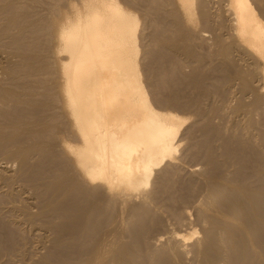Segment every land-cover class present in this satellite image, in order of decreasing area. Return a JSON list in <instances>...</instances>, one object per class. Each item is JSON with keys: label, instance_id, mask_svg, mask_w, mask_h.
<instances>
[{"label": "bare ground", "instance_id": "1", "mask_svg": "<svg viewBox=\"0 0 264 264\" xmlns=\"http://www.w3.org/2000/svg\"><path fill=\"white\" fill-rule=\"evenodd\" d=\"M213 1L142 0L140 3L144 4L145 10L141 6L142 11L139 8L141 13L137 15L129 9L135 8L130 6L133 0H0V263L3 258L6 259L5 264H17L18 259L23 263L28 251L25 246L32 239L46 240L49 250L47 254L44 252L46 255L39 262L29 264H264V168L260 169L264 165V157L252 152L257 147L254 144L261 147L264 144V130L254 141V137L249 135V128L253 126L250 120H247L242 136L233 135L226 140L227 144L224 143V149L219 147L223 149L222 154L215 151V155V147L205 144L204 163L210 166V170L218 171L225 163L234 165L235 170L227 174V180L223 179L230 185L214 181L211 177L207 186L211 195L221 203L209 199L210 196L207 198L211 202L205 201L209 202L211 213H207L205 202L206 211L200 206L195 209L196 220L200 222L198 227L207 224L202 235L192 227L186 228L190 224L182 215V219L185 217V224L181 221L182 226L177 220L180 226L175 223V230V227L173 230L167 227L171 231L166 230L163 235L157 232L158 236L147 238L148 225L152 230L157 223L154 218L158 215L157 212H154L156 215L153 213L155 217L150 214L154 211L151 203H157L161 192L169 195L168 190L173 187L169 177L172 178L175 171L171 166L175 165L176 156L182 153L178 151L184 149L181 145L182 149L178 150L180 144L177 141L183 124L171 110H183L188 99L191 103V98L197 100L201 95H191L186 99L189 94L185 96L184 93L190 89L188 86L183 94L180 92L179 89H186L185 85L197 83L187 74L176 71L181 66L173 68L179 76L173 74L172 69L169 74L176 77L174 81L178 79L176 81L180 82L181 78L184 87L173 82L174 77L167 74L166 69L165 72L163 69L150 72V78L143 79L141 63L150 50V44L143 42V31L140 32V28L145 26L142 23L144 17L150 12H156L154 15L162 12L164 15H161H167L172 21L168 24L173 29L174 25L178 27L174 33L181 29L186 31L184 37L181 32L176 33L183 38L179 35L172 38V28H165L163 34L156 28L163 35L157 38L155 29L161 59V55L171 49L188 57L197 47V43L195 46L193 42L191 44L192 37L190 43L186 42L190 35L194 33L193 38L197 35L201 41L203 31H197L195 20L199 10L201 23L205 24L202 26H207L206 29L212 30L211 34L215 36L212 39L218 48L217 58L224 68L220 72L222 81L228 84L235 82L241 99L233 106V111L246 109L248 101H244L245 105L242 100L248 96L252 99L248 113L252 109L260 110L264 120V0H228L222 8L211 7ZM70 3L76 4L73 5L77 7L75 16L66 26L61 25L56 33L55 19L63 9L66 13L72 11ZM158 19L152 21L150 17L151 22ZM153 24L149 22L150 26ZM187 31L191 33L189 36ZM204 32H207L206 36L209 34ZM168 37L172 38L170 43ZM181 38L186 41H181ZM210 55L206 56L211 58ZM173 58L174 62L176 58ZM210 60L212 62V58ZM200 62L198 59L199 65ZM157 64L153 63L151 71ZM168 76L173 77L172 80ZM164 77L167 80H161ZM150 82L154 84L153 91ZM198 85L202 86L201 83ZM196 86L192 89L195 90ZM201 86L199 89L197 86L199 91ZM227 87L221 96L225 97ZM152 93L159 95L158 101ZM209 93L213 92L207 91V97ZM190 103L185 105V110ZM158 104L166 108L163 111L170 109L171 113L169 110L165 113L158 111ZM196 104L195 101L189 107ZM210 111L206 112L208 126L212 125L211 116L217 115V108ZM214 128L212 125L209 130L220 132L219 127ZM237 142H242V146L232 144ZM179 157L183 159V156ZM245 162H250L251 166ZM190 189L187 195L192 191ZM187 195L184 194L185 197ZM201 198L203 196L200 195ZM184 199L180 203H184ZM159 201L156 206L161 204ZM160 206L157 207L162 214ZM149 214L152 220L148 225L139 223L135 229L129 230V224L143 222ZM227 219H234L235 223ZM162 227L166 229V226ZM37 245L34 246L37 248Z\"/></svg>", "mask_w": 264, "mask_h": 264}, {"label": "rangeland", "instance_id": "2", "mask_svg": "<svg viewBox=\"0 0 264 264\" xmlns=\"http://www.w3.org/2000/svg\"><path fill=\"white\" fill-rule=\"evenodd\" d=\"M134 2H131L130 3V6H134L135 8H129L131 11H133V12H135V14H137V15H139L141 12H140V7L142 6V8H143V10H145L144 9V4H142L141 5V3L140 2H142V0H139V1H137V0H133ZM221 1V2H220ZM227 1L228 0H215V1H213L214 2V4L211 6V7H223L224 5H226L227 4ZM138 2V4H136ZM220 2V3H219ZM252 2V1H251ZM140 3V4H139ZM144 3V2H143ZM218 5H217V4ZM222 3V4H221ZM224 4V5H223ZM73 5H76L75 3H70V7H71V9H72V11L70 12V13H66V10H62V12H60V15L55 19V22H54V27H55V29H56V33H57V30L58 29H60V27H61V25H64V26H66L67 25V22L68 21H70L71 19H73L74 18V16H75V13H76V11H77V7H73ZM155 6V5H154ZM138 8V9H137ZM140 8V9H139ZM197 9H199V7L197 6L196 7ZM196 9V10H197ZM209 9V8H208ZM136 10H138V11H136ZM141 11H142V9H141ZM197 12V13H196ZM195 13H196V15H195V20L197 21L196 22V24H197V31L198 32H202L201 33V35L204 37V36H206V33L207 32H204V31H208V35L206 36V37H201V35H200V38H201V41L199 40V38H198V40L196 41V36H194V38H193V34H191V33H189L188 34V31H187V35L189 36L190 34V37L187 39V41H186V39L185 40H183L182 38L184 37L183 35H185L186 34V31L185 30H180L179 32H176V33H180V34H182V36L180 35V34H177V36L180 38V36L182 37L181 38V41L183 40V41H186V42H188V43H190V40H191V44H192V42H193V44L195 43H197L196 45H197V47H194V49L192 50V51H194V54H192L191 56H192V58H194L195 60H192V58H191V56H188V57H184V56H182L181 55V53L179 54V52H176V51H172V49L169 51H165V53L168 55V58H167V55L166 54H163V55H161V57H162V59L160 58V53L158 52L159 51V47H160V45L158 44V39H156V37L157 36H160L161 38L163 37V35L161 36L160 34H159V29L160 30H162V31H160L162 34H163V32H165L164 31V29L165 28H167V29H170L171 30V28L173 29V26L171 27L170 26V24H171V22L172 21H170V20H168V19H170L167 15H166V17L165 16H163L164 15V13H157L158 15H154V13H156V12H152V14H150L149 12H147V13H149V16L151 17V20L152 21H154L155 19H158V21L160 22H158V21H156V22H151V20H150V17L149 16H146V17H144V19H143V22H142V20H141V22L145 25L144 26V29L142 28H140V32L141 31H143V32H141V34H143V42H144V44H145V42H146V44L145 45H149L150 44V46H148V49H150V50H152L151 52H150V50H148V54H146V56L144 55V57L146 58V59H143V61H142V63H141V69H142V71H143V79L144 80H146L147 78H150V72H152L153 73V71H156L157 69H159V70H161V71H163L164 69H166V71L168 72L167 74H169V72H172V71H169V70H173V74L175 73V69L177 68V67H185L184 69H182L181 67H180V71L178 70V69H176V71H178L179 73L181 72L183 75H185V74H187L186 76H188L190 79H192V81H196L197 83H194V85H192L191 83H189L188 85H185V83L183 84V83H181L182 82V80H181V78H179V81L180 82H177L178 81V79H176L175 81H174V79L176 78V77H174L173 75H170V74H172V73H170L169 75L170 76H173V77H170V76H168L169 77V79L170 80H172L171 78H173V82H175L176 84H181V86H183L184 87V85L186 86V89H184V88H182V91H181V89H179L180 90V92L182 93L184 90H187V86H188V88H190V89H188L187 90V92L185 91V96H186V93L187 94H189V95H187V97H186V99L188 98V97H192L193 95L196 97V96H198L199 97V95H201L199 98H196L197 100H195L194 98V100H192V98L190 99L191 100V103H190V101H189V99L187 100L188 102H186V100H185V97L182 95L181 97L182 98H184V100H185V102H186V104L187 103H190V104H188V107H189V105H194L195 104V101H196V103H198V104H196L195 106H190L189 107V109H188V107L186 108V110H185V105L183 106L184 107V109L182 110H178V109H176V111H174L173 109L171 110L172 111V113L174 114V115H176L177 117H179L180 119H181V122H182V130H180L179 132V134H178V137H177V141H178V143L180 144L179 146H180V148H178V150H180V149H182V147H181V145L182 146H184L183 148L184 149H182L183 151H178V152H182V153H180L181 155H177L176 156V162L174 163L177 167H175V168H173V166H175V165H173V166H171L172 167V171H176L177 173H175V171L174 172H172V173H174V174H172L171 172H170V174H172V178H170L169 177V179H171V182H170V185L171 186H173L172 187V191H173V188L175 187V189H174V191H173V194H171L172 192H171V190H168V193H169V195H167L166 193H163V195H162V192L160 193V197H159V199L157 200V203H158V201L160 200V201H162L161 202V204L159 203L158 205H161L162 207H164V209H165V206L167 207V209H163L161 206H160V210L162 211V214H165V212L167 213V211H168V214L166 215L165 214V216L164 215H162L161 213H159L160 211H158L159 210V208L156 206V204L157 203H154L155 201H153L152 203H151V208H152V210H154V211H151V215H153L154 217H155V215L158 213V215H156V217L157 216H164L163 217V219H165L164 221H163V219H161L162 218V216L159 218V217H153L154 219H155V221L157 222L156 223V225H154L155 227L151 230V228H150V224L148 225V223H149V221L150 220H152V217H150V214L147 216V218L145 217L144 219H143V222L141 223L140 221H136V222H134L133 224H129L128 225V227H129V230H133V229H135L137 226H139V223H140V225L141 224H146V225H148V228H149V230H151V231H149L148 230V236H147V238L149 239V238H152V237H154L155 235H159V234H157V232L158 233H160V235H163V233H165V232H167L169 229H171V230H173V228H174V230L177 228V226H180L179 224L181 223V226H182V222H184V218L185 217H187V221H185V222H187V224H190V225H187V227L186 228H189V227H192L194 230H196L197 232H199L198 234L199 235H202V229H204V227H205V229L207 228V224H203V225H200L199 227H198V225H199V221H197L198 219H197V215H196V210L198 209V206H200L199 208H201L202 210H204V211H206L207 210V213H211L210 212V206H209V202L208 201H210L211 202V200H208V198L207 197H210L209 199H213V200H216L217 202L219 201L220 203H221V200H219L218 198H214L212 195H211V190H210V188L208 187L209 186V182H210V179H211V177H212V180H214V181H216V180H218V181H221V182H223L225 185H230V183H229V181H224L223 179H225V177H227V174L228 173H230V172H232L233 171V169L235 170V167H234V165H228V164H226L225 163V166H223V167H221V169H218V171L217 170H210V166L208 167L207 165H205V163H204V155H205V151H206V149H205V147L209 144L210 146H213V148H214V152L216 151H219V152H217L218 154H222V151H223V149H224V146H225V144L224 143H226L227 144V142H226V140H228L229 139V137H231V136H233V135H236V136H242L243 135V128H245L246 126H247V120H250L251 121V123H252V127H250L249 129H250V131H249V135L250 136H252V137H254V141H255V137L256 136H258L259 135V132L261 131V130H264V125H262V121H264L263 119H262V114L260 113V110H255V109H252L253 111L252 112H250V113H248V110L249 109H251V106H250V104H251V101H252V99L250 98V97H245V100H242L243 101V103L245 104V102L244 101H248V102H246V104H248V105H246L247 106V110L246 109H243V110H240V111H233V106H235V104H236V102L237 101H239V100H241L240 99V97H239V95H237V91H236V86H235V82H234V84H232L233 83V81H231V82H229V84H228V82H224V80L222 81V77H221V73L223 72V66H221V63H220V61H218L219 59V57L217 58V53H218V48H217V46H216V44H215V40L214 39H212L213 37H215L214 35H213V33L211 34V32H212V30H207L206 28H207V26L204 28L203 26H202V24L203 25H205L203 22L201 23V19H200V17H199V10H197ZM147 13H146V15H147ZM161 14H163V15H161ZM151 15H153L154 17H152ZM148 17V18H147ZM154 19V20H153ZM161 19H162V21H161ZM166 19V21L167 22H164V20ZM148 20H150L149 22H150V24H153L154 25V28H152L153 27V25H149V22H148ZM147 21V22H146ZM158 22V23H157ZM162 22V23H161ZM170 22V24H168ZM200 22V23H199ZM141 23V24H142ZM147 23H148V25L152 28L151 29V31H149V26L147 25ZM157 25H156V24ZM165 23V27H163V24ZM143 24H142V26L141 27H143ZM170 26V28L169 27H167L168 25ZM172 25H173V23H172ZM147 26V27H146ZM156 26V27H155ZM160 26V27H159ZM200 26V27H199ZM175 27H177V26H175L174 25V29H173V31H171L172 32V38H174L173 36L175 35L176 36V33H174L176 30H178L177 28H175ZM158 30H157V29ZM163 28V29H162ZM201 28V29H200ZM146 29V30H145ZM148 29V30H147ZM155 29L158 31H155ZM180 29V28H179ZM145 30V31H144ZM153 30V31H152ZM145 32V33H144ZM152 34H151V33ZM154 32L156 33V37H155V34H154ZM182 32H184V33H182ZM196 34V33H195ZM210 35V36H209ZM144 36H146L145 38H144ZM148 36H151V38L150 37H148ZM176 36V37H177ZM154 37V38H153ZM165 37V36H164ZM186 37V36H185ZM192 37V38H191ZM147 38V39H146ZM152 38L154 39V44L156 43V46L153 44L152 45ZM157 38H159V37H157ZM167 37H165V39H166ZM172 38H169L168 37V42L170 43V41L169 40H171ZM191 38V39H190ZM190 39V40H189ZM193 39H195L194 41H196V42H194V41H192ZM210 40V41H209ZM200 41V42H199ZM223 41L226 43V41L223 39ZM211 42V43H210ZM148 43V44H147ZM201 43V44H200ZM192 44V45H193ZM195 44H194V46H195ZM206 44V45H205ZM209 44V45H208ZM210 44H211V46H210ZM159 45V46H158ZM188 45H190V44H188ZM203 47H202V46ZM154 46L156 47V48H154ZM191 46V45H190ZM193 47V46H192ZM192 47H190V48H192ZM199 47H201V48H199ZM196 48H197V50H196ZM203 48V49H202ZM156 49V50H155ZM198 49H200V50H198ZM212 49V50H211ZM214 49V50H213ZM211 50V51H210ZM190 51V50H189ZM192 51H191V53H192ZM204 51V52H203ZM207 51V52H206ZM168 52H172V53H168ZM202 52V54H200V53ZM211 52H213V53H211ZM154 53H156V54H154ZM177 54V56H178V59H177V56H176V54ZM151 54V55H150ZM153 54V55H152ZM200 54V55H199ZM205 56H204V55ZM211 54V55H210ZM156 55V56H155ZM175 55V56H174ZM204 56V58H203V56ZM211 56V58H212V62H211V58H209V57H207V56ZM212 55H214V57H212ZM152 56V58L150 59V57ZM166 56V57H165ZM171 56H172V58H171ZM143 57V58H144ZM156 57H158V58H156ZM164 57V58H163ZM173 57H175L178 61H176V59L174 60V62H173V60L172 59H174ZM191 59H190V58ZM154 58H156V59H154ZM171 58V59H170ZM181 58V59H180ZM185 58V60H183ZM186 58H189L190 59V61H189V59L187 60ZM203 58V59H202ZM198 59H199V61L201 60V62H200V65H199V63H198ZM208 59V60H207ZM217 59V60H216ZM146 60V61H145ZM161 60V61H160ZM163 60V61H162ZM168 60H171L170 62L168 61ZM182 60V61H181ZM150 61H151V63H150ZM158 61V62H157ZM181 61V62H180ZM195 61H197V62H195ZM155 62V64H157L156 66V69L154 70L153 69V67H152V71H151V66H153V63ZM157 62V63H156ZM169 62V63H168ZM182 62H184V63H182ZM192 62H194L195 64H192ZM202 62H203V64H202ZM161 63L163 64L162 66H161ZM178 63V65L176 66V64ZM181 63V64H180ZM188 63V64H187ZM198 63V64H197ZM216 63V64H215ZM245 64H246V62H244ZM144 64V65H143ZM164 64H166V65H164ZM187 65V66H186ZM198 67H197V66ZM247 65V64H246ZM172 68H171V67ZM220 66V67H219ZM164 67V68H163ZM166 67H170V68H166ZM216 67V68H215ZM173 68H175V69H173ZM222 68V69H221ZM163 69V70H162ZM145 70V71H144ZM219 70V71H218ZM222 70V71H221ZM185 71V72H184ZM217 71V72H216ZM148 72V73H147ZM164 72H165V70H164ZM187 72V73H186ZM196 74H195V73ZM214 72V73H213ZM221 72V73H220ZM177 73V72H176ZM175 73V75L176 76H179V75H177ZM178 73V74H179ZM188 73H192L191 75L190 74H188ZM213 73V74H212ZM220 73V74H219ZM190 75V76H189ZM192 75H193V78H192ZM196 75V76H195ZM218 76V77H217ZM167 77V76H166ZM166 77H164V78H161V80H163V79H166ZM197 77V78H196ZM195 78V79H194ZM199 78V79H198ZM168 79V80H169ZM149 80V79H148ZM156 80V79H155ZM167 80V79H166ZM198 80V81H197ZM213 80H214V82H213ZM221 80V81H220ZM157 81V80H156ZM158 81H160V78H158ZM165 81V80H164ZM200 81V82H199ZM226 81V80H225ZM151 84L150 85H152L153 86V89H152V87L150 86L149 88L150 89H152V91L154 90V84L152 83V82H150ZM199 83H201L202 84V86L201 85H198ZM227 83V84H226ZM183 84V85H182ZM195 84H197V86H198V89H199V86H201V88H200V91L197 89V86L195 85ZM224 86H223V85ZM158 85V84H157ZM191 85V86H190ZM190 86V87H189ZM195 87L196 86V88H195V90L194 89H192V87ZM212 86V87H211ZM226 86H228L227 87V93H226V95H225V97H227L226 98V100H225V97L224 96H221V95H223L222 94V91L224 90V88H226ZM229 86H230V88L231 89H234V90H231V89H229ZM193 87V88H194ZM148 88V90L149 91H151L150 89ZM214 88V89H213ZM192 89V90H191ZM205 89V90H204ZM207 89V90H206ZM218 89H219V91H218ZM211 91V92H213L212 94H210V95H208L209 97H207L206 95L207 94H205V93H207V91ZM151 91V92H152ZM205 93H204V92ZM216 91V92H215ZM231 93V94H229V92ZM233 91H234V93H233ZM236 91V92H235ZM162 92V93H161ZM180 92L178 93V94H180ZM190 92V93H189ZM196 92V93H195ZM160 93L161 94H163V95H166L165 94V91H162V90H160ZM182 93V94H183ZM192 93V94H191ZM215 93H217V94H215ZM153 94V93H152ZM155 94V93H154ZM153 94V96H154V99L156 100V101H158V99L157 98H160L159 97V95L157 96V94H155L154 95ZM160 94V95H161ZM204 94V95H203ZM219 94V95H218ZM228 94V95H227ZM181 95V94H180ZM192 95V96H191ZM217 95V96H216ZM156 96V97H155ZM162 96V95H161ZM193 96V97H194ZM206 96V97H205ZM216 96V97H215ZM238 96V97H237ZM222 97V98H221ZM234 97V99H232ZM236 97H237V99H236ZM181 98V99H182ZM203 98V99H202ZM224 98V99H223ZM231 98V99H230ZM248 98H249V100H248ZM202 99V100H201ZM230 99V100H229ZM244 99V98H243ZM183 100V99H182ZM218 100L221 102H218ZM234 100V101H233ZM236 100V101H235ZM192 101H193V103H192ZM211 101V102H210ZM225 101V102H224ZM184 102V101H183ZM184 102V103H185ZM230 102V103H229ZM211 103H213V105L215 106L214 108H213V105L211 104ZM202 104V105H201ZM159 105V104H158ZM155 106H157V103H156V105ZM161 106V107H160ZM197 106H199L198 108H197ZM210 106V107H209ZM250 106V107H249ZM158 107H160V108H158ZM158 107H156L157 108V110L158 111H160V112H163V113H165V112H167L168 110H169V112H170V109H168L167 111H163L164 109H166V108H163V106L162 105H159ZM193 107H195L197 110L200 108V110L199 111H197V110H194V108ZM208 107V108H207ZM249 107V108H248ZM162 108V109H161ZM202 108H204V109H202ZM210 108V109H209ZM215 108H217V112H216V116L213 114V116H211V122H212V125H213V127H215V128H218L219 129V133H215V132H211L209 129H212V125H210V126H208L207 125V113H210L211 111L210 110H214ZM229 108H231V110L229 109ZM191 110V111H190ZM204 110V111H203ZM175 113H174V112ZM180 111V112H179ZM194 111H197V113L195 112L194 113ZM201 111V112H200ZM203 111V112H202ZM210 111V112H209ZM255 111V112H254ZM168 112V113H169ZM189 112V113H188ZM201 114H200V113ZM207 112V113H206ZM236 112V113H235ZM258 112V113H257ZM171 113V112H170ZM231 113H233V114H231ZM246 113H247V115H246ZM253 113H254V115H253ZM195 114V115H194ZM198 114V115H197ZM221 114V115H220ZM225 114V115H224ZM260 114V115H259ZM179 115V116H178ZM210 115V114H209ZM220 117H219V116ZM237 117H236V116ZM221 116H223V117H221ZM228 116V117H227ZM241 116V117H240ZM246 116H248V117H246ZM194 118V120H192ZM205 118V119H204ZM233 118V119H232ZM243 118V119H242ZM184 119V120H183ZM262 119V121H260ZM186 120V121H185ZM214 120V121H213ZM255 120V121H254ZM193 122V123H192ZM197 122V123H196ZM200 122V123H199ZM218 124H217V123ZM219 122H221V123H219ZM224 122H226V124L224 123ZM228 122V123H227ZM261 122V123H260ZM224 123V124H223ZM260 123V124H259ZM201 124V125H200ZM206 125V126H205ZM225 125V126H224ZM234 125V126H233ZM255 125V126H254ZM258 125V126H257ZM222 126H223V128H222ZM238 126V127H237ZM240 126H241V128H240ZM208 127V128H207ZM227 127V128H226ZM263 127V128H262ZM214 128V129H215ZM255 129V130H254ZM222 130V131H221ZM253 130V131H252ZM258 130V131H257ZM196 131V132H195ZM203 131V132H202ZM237 131V132H236ZM198 132V133H197ZM210 134H209V133ZM223 132H224V134H223ZM236 132V133H235ZM188 133V134H187ZM202 133H204V134H202ZM258 133V134H257ZM212 134V135H211ZM219 134V135H218ZM187 137H186V136ZM196 135V136H195ZM195 136V137H194ZM200 136V137H199ZM193 139H192V138ZM204 138V139H203ZM181 139V140H180ZM187 139V140H186ZM202 139V140H201ZM207 139V140H206ZM218 139V140H217ZM253 139V138H252ZM191 140V141H190ZM213 140H214V142H213ZM220 140V141H219ZM195 141V142H194ZM207 141V142H206ZM218 141V142H217ZM258 141V140H257ZM234 142V141H233ZM207 143V145L205 146V144ZM215 143V144H214ZM218 144H222V146H219ZM233 145H235V146H242L241 144H242V142L241 143H232ZM259 144H262V143H259ZM192 145V146H191ZM218 146V147H217ZM254 146H257V147H254V151H252L253 153H255V154H261L262 155V157H264V144H262V147H261V145H258V144H254ZM261 147V149H260V147ZM195 147V148H194ZM219 147L221 148H223L222 150L221 149H219ZM197 148V149H196ZM201 148V149H200ZM203 148V149H202ZM218 148V149H217ZM193 149H196V150H193ZM205 149V150H204ZM204 150V151H203ZM261 150V151H260ZM263 150V151H262ZM187 151V152H186ZM256 151V152H255ZM177 152V153H178ZM186 152V153H185ZM204 152V153H203ZM215 152V155L217 154ZM184 153V154H183ZM179 154V153H178ZM179 156H183V159L185 160H183L182 159V157L180 158ZM219 156V155H218ZM189 157V158H188ZM196 157V158H195ZM187 158V159H186ZM181 159V161L178 163V161ZM197 159V160H196ZM199 159H200V161H199ZM192 162H190V161ZM181 163V164H180ZM197 163H199L198 164V166H197ZM200 163H202V164H200ZM247 163V164H246ZM250 163V162H249ZM248 162H245V164L248 166V167H250L251 166V164H249ZM178 164H180L181 166L179 167V165ZM193 164V165H192ZM228 165V166H227ZM230 166H232V167H230ZM264 165L262 164V167L260 168L261 170H262V168H264L263 167ZM171 167H168L169 168V171H171L170 170V168ZM185 167H186V169H185ZM197 167H198V169H197ZM206 167V168H205ZM206 169V171L205 170H203V169ZM228 168V170H226ZM174 169V170H173ZM188 169V170H187ZM229 169H230V171H229ZM182 170V171H181ZM207 170H208V172H207ZM203 171V172H202ZM183 172V173H182ZM189 172V173H188ZM191 172L194 174L193 176H192V174H191ZM205 172V173H204ZM209 172H210V175L208 176V174H209ZM212 172V173H211ZM222 172H223V175H222ZM179 173V174H178ZM186 173H188L187 175H186ZM202 175H201V174ZM177 176H176V175ZM207 174V175H206ZM214 174V175H213ZM221 174V175H220ZM173 176H175V177H173ZM183 176H185V177H183ZM186 177H187V179H186ZM208 177H210V178H208ZM219 177V178H218ZM180 178V179H179ZM182 178H183V180H182ZM206 178H208V179H206ZM220 178H222L221 180H220ZM172 179H173V181H172ZM177 179H179V180H177ZM225 180H227V179H225ZM203 181H204V183H203ZM175 182H177V184L175 183ZM186 182H187V184H186ZM194 182V183H197L196 185H198V183H199V185L198 186H196L194 183L192 184V183ZM172 183V184H171ZM175 183V184H174ZM184 183V184H183ZM190 183V184H189ZM227 183V184H226ZM182 186H180V185ZM205 186H207V187H205ZM183 185H184V187H183ZM186 185H187V187L189 188H192V189H190V190H192L193 192L195 191V189H196V191L194 192V194H195V197L194 196H192V194L193 193H191L192 191H190V193L188 194L189 196H190V194H191V196L190 197H194V201L192 200V198L191 199H189L190 197L187 195V192H189V189L187 188L186 189ZM200 185H203L202 187H200L199 188V186ZM179 186V187H178ZM195 186H196V188H195ZM178 188H180L179 190H178ZM183 189V193H182V189ZM184 188H185V190H184ZM195 188V189H194ZM197 188H198V190H200V191H198L197 190ZM202 188H203V190H202ZM206 188V189H205ZM177 189V190H176ZM205 189V190H204ZM201 190H202V192H201ZM177 193H176V192ZM186 191V192H185ZM199 193H198V192ZM203 191H204V193L206 194V197L204 196L205 194L203 193ZM206 191L209 193H206ZM186 193V195H187V197H185L184 196V194ZM181 193V195L182 196H184V197H182L181 195H179ZM197 193V194H196ZM203 193V194H202ZM166 194V195H165ZM171 194V195H170ZM177 196V197H175V195ZM193 194V195H194ZM198 194H200L201 195V197L203 196V198H201V200L199 199L200 198V195H198ZM208 194V195H207ZM162 195V196H161ZM173 195V198L171 197ZM166 196H169V197H166ZM181 196V197H180ZM198 196H199V198H198ZM175 197V198H174ZM189 197V198H188ZM164 198L166 199V200H164ZM172 201H170L169 199ZM177 198V199H176ZM183 199V198H185L184 200V203H182L183 201H181V203H180V200L181 199ZM196 198V199H195ZM169 201H168V200ZM173 199H174V203H173ZM191 201V206H190V204H189V200ZM208 200V201H205V200ZM218 199V200H217ZM175 200H177V201H175ZM179 200V201H178ZM212 200V201H213ZM159 201V202H160ZM163 201H168L167 202V204L166 203H164ZM199 201V202H198ZM193 202V203H192ZM203 203V202H205L206 204H207V207H208V209H206V204L205 203H203V205L201 204H197V203ZM208 202V203H207ZM155 204V207H154V204ZM172 204L174 207H172V205L170 206V204ZM179 203H180V205H179ZM187 204V205H185V206H183L184 204ZM194 203H196V204H194ZM152 204H153V206H152ZM178 204V205H177ZM178 207V209H177V207ZM183 206V207H182ZM194 206V207H193ZM154 207V208H153ZM170 207H172V208H170ZM180 207V208H179ZM184 207L186 208V209H184ZM171 211H170V210ZM177 209V210H176ZM183 210V213H182V210ZM190 209V210H189ZM196 209V210H195ZM206 209V210H205ZM176 210V211H175ZM195 210V211H194ZM177 212V215H175L174 216V214H175V212ZM179 211V212H178ZM185 211V212H184ZM156 214H155V213ZM170 212V213H169ZM172 212H174V213H172ZM155 215H154V214ZM179 213H181V214H179ZM184 213H185V215H184ZM160 214V215H159ZM188 214V215H187ZM185 216L183 219H182V217L183 216ZM194 215V216H193ZM196 215V216H195ZM177 216H178V218L179 217H181V218H179V219H177ZM148 217H150V218H148ZM160 220H159V219ZM142 219V218H141ZM148 221H147V220ZM153 219V220H154ZM157 219V220H156ZM170 219V221H168L167 222V220H169ZM188 219L190 220V222L188 221ZM197 219V220H196ZM158 220H159V222H161V224H159L158 223ZM178 220V223H179V221H180V223L178 224V223H176V221ZM183 220V221H182ZM196 220V221H195ZM229 220H231V222L232 223H235V221H233L234 219H227V221L228 222H230ZM147 221V222H146ZM162 221H163V224H164V222H165V224L163 225L162 224ZM182 221V222H181ZM151 222V221H150ZM185 222H184V224H185ZM189 222V223H188ZM193 223V225H191L192 223ZM197 222V223H196ZM137 223H138V225H137ZM171 224V225H168V224ZM175 223L176 224H178L177 226L175 225ZM197 225H196V224ZM158 225H160V226H158ZM173 225H175V226H173ZM206 225V226H205ZM135 226V227H134ZM162 226H166V229H165V227H162ZM172 227V228H170V227ZM195 226V227H194ZM201 226H203L202 228H201ZM132 227V228H131ZM159 229H158V228ZM167 227L169 228V229H167ZM163 228H164V232H163ZM184 228V227H183ZM200 228V229H199ZM191 229V228H190ZM156 230V231H155ZM167 230V231H166ZM171 230H169V231H171ZM161 231V232H160ZM155 232V233H154ZM188 232V231H187ZM198 235V236H199ZM163 238H165V236H163ZM34 241V242H33ZM35 241H37L38 243H36ZM29 242H30V244H29ZM45 242H47L46 240H32V239H30V240H28L27 241V244H26V246H25V250L27 251V249L26 248H28V251L26 252L27 254H25V256H24V258H23V263L24 264H26V262H27V264H29V263H35V262H39L40 261V258L42 257V258H44V256L47 254V251L49 250V243L47 242V243H45ZM34 243V244H33ZM43 243V244H42ZM28 244L29 245H31L30 247L28 246ZM37 244H40V245H37ZM34 245H37V248L39 249H37L36 248V246H34ZM45 245V246H44ZM40 246H42V247H40ZM43 247H45V248H43ZM33 249V248H35V249H33V251L32 250H29V249ZM42 248V249H41ZM37 249V250H36ZM43 249H45V250H43ZM35 250V251H34ZM37 251V252H36ZM36 252V253H35ZM44 252H46V254H44ZM29 253V254H28ZM34 253V254H33ZM37 254V255H36ZM38 254H39V256H38ZM29 256V257H28ZM31 256V257H30ZM37 256V257H36ZM27 257V258H26ZM33 257V259H31ZM29 258V259H28ZM37 258V259H36ZM41 258V259H42ZM5 260V261H2V260ZM2 260H1V263L0 264H5V262H6V259L5 258H3ZM35 259V260H34ZM17 260V259H16ZM30 260V261H29ZM21 261V263H22V260H20ZM20 261H19V259L17 260V264H20ZM22 263V264H23Z\"/></svg>", "mask_w": 264, "mask_h": 264}]
</instances>
